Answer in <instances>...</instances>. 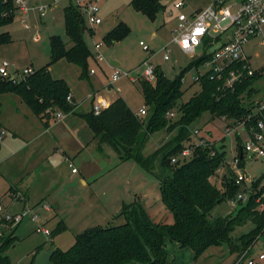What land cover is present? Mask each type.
Wrapping results in <instances>:
<instances>
[{
    "label": "trees",
    "instance_id": "obj_1",
    "mask_svg": "<svg viewBox=\"0 0 264 264\" xmlns=\"http://www.w3.org/2000/svg\"><path fill=\"white\" fill-rule=\"evenodd\" d=\"M165 0H133L131 6L136 11L145 15L152 21L156 20L159 13L165 10ZM4 14H8L4 16ZM14 2L0 0V29L15 20ZM65 33L71 40L72 46L66 48L59 36L50 38L51 64L65 59L69 64H74L81 69V79L88 77V59L93 56L85 42V34L93 30L87 26L86 16L73 4L64 9ZM86 33V32H85ZM129 34L128 27L120 23L104 41L113 44ZM12 42L9 32H0V46ZM94 57V56H93ZM212 55H204L192 61L186 70L174 79L165 76L159 66L155 69L156 83L141 81L142 95L146 103V118L142 119L133 113L123 97L112 102L109 107L96 116L90 110L87 113L76 111L77 104L68 101L71 89L67 82L55 79L51 75L50 65L38 69L33 75L21 82L0 77V96L14 94L23 100L31 112L39 117L46 125L54 119L56 112L66 115L71 113L80 116L90 130L99 146L109 145L121 156L123 161L134 160L148 173L153 174L155 169H160V194L162 202L173 215L172 224L155 223L146 211L143 204L134 202L123 204L119 216H125L126 223L122 226H100L78 234L75 242L68 250L59 246L52 256L55 264H168L166 251L168 239L171 243H178L181 248H190L194 259L202 256L212 246L230 244L232 252H243L252 249L257 240L264 236V174L247 187V175L243 183L236 184L237 176L229 175V181L223 190L213 182L218 170L225 166V145L218 147L213 141L205 137L209 145L198 146L193 137L192 124L202 118L205 113H210L212 120L222 119L232 125L242 124L248 135L252 130H259V121L264 122V111L256 114L252 108H258L259 90L255 83L261 78L260 72H255L250 77L243 78L234 87L228 88L226 81L227 70L220 79L207 72L201 75L197 83L200 91L188 101L183 102V76L187 70L199 69L208 63ZM245 60L229 69H242ZM249 65V64H248ZM213 78H215L213 80ZM0 104V153L3 125L1 123ZM169 111L176 112L177 116L168 119ZM164 131L170 136L167 141L157 149L154 154L145 157L143 151L146 143L154 133ZM239 143L240 168H244L245 153L242 152L243 144L240 137ZM190 145L192 155L185 162L173 163L171 159L178 157ZM242 152V153H241ZM232 169V168H231ZM245 175V174H244ZM252 190V191H251ZM239 193L248 194L246 203L238 201L237 210L231 215L221 216L211 220V212L223 202L237 200ZM4 219H1L0 226ZM255 224V228L248 234L238 238L239 243L232 241V233L239 226L247 223ZM20 225V224H19ZM16 225L9 228L8 233L2 234L0 243V264H13L8 252L20 241ZM67 226L62 220L51 232L50 245L53 239L67 231ZM42 245L36 249L35 256L42 251ZM32 260V262H33ZM31 262V263H32ZM33 264V263H32Z\"/></svg>",
    "mask_w": 264,
    "mask_h": 264
},
{
    "label": "rangeland",
    "instance_id": "obj_2",
    "mask_svg": "<svg viewBox=\"0 0 264 264\" xmlns=\"http://www.w3.org/2000/svg\"><path fill=\"white\" fill-rule=\"evenodd\" d=\"M36 1L48 6L52 4V0ZM132 1L101 0L99 2V16L102 18L103 23L93 29L94 34H91L88 30L85 31V42L93 56L97 54L94 46L101 44L100 53L103 58L101 61H96L93 56L88 59L89 71L88 77L85 79L80 78L81 69L74 64H69L65 59H60L51 64L50 38L52 36H59L67 49L72 46L71 40L65 33L64 9L70 4L69 0L62 1L57 6H49L46 18L43 19L44 22H41L42 20L36 17V13H32L28 17L30 29L25 28V23L22 22L20 16H16L11 24L1 28V33L9 32L12 35V42L8 45L0 46V64L6 61L11 75H14L17 71L21 72V70L30 66L37 71L50 65L52 77L68 83L71 92L80 103V109L77 111L79 113H87L91 103L90 97L96 92L97 97H105L106 101H115L123 97L132 112L139 114V108L143 107L147 110L144 96L142 95L141 81L132 82L128 78L122 77L118 82H113L112 76L116 71L120 70L122 73L130 72L135 77L142 71L143 63L151 58L152 63L159 66L167 78L174 79L180 76L192 61L213 53L215 47L202 46L197 49L195 55H191L183 52L179 46L172 43L173 29L177 24L175 19L167 14V9H172L175 0H165V10L160 12L154 21L133 9L131 6ZM186 2L190 10H196L207 7L212 0H186ZM120 23L128 27L129 34L116 43L106 44L104 38ZM87 26L89 27L88 23ZM140 42L150 48L152 51L151 56L140 46ZM167 46L170 49V60L164 62L162 58L163 49ZM244 50L245 56L249 58L250 67L262 75L255 83L256 89L260 91L258 100H261L264 98V33L251 39L244 47ZM112 62L118 65H114ZM91 70H94L95 74L91 75ZM206 70L207 66L203 64L199 69L192 68L185 72L183 76V102L188 101L195 93L200 91L197 81ZM12 99L20 101L19 106L28 108L23 100H20L14 94L2 95L0 96L2 107L1 121L6 120L8 117V112L14 105ZM252 110L255 114L258 112L257 108H252ZM140 118L145 119L146 116H140ZM191 127L201 129L203 136H208V139L217 144L218 147L225 145V160L227 164L221 167L215 177L212 178V182L223 190L229 181V175L232 170L231 165L236 160L235 158H239L240 149L237 137H240V142L244 146L250 140V135H248L245 126L236 123L232 125L231 122H226L219 118L212 120L210 113H205ZM227 129L231 130L230 134H227ZM169 138L170 136L164 131L154 133L146 143L143 155L148 157L154 154L164 141ZM96 144L99 145L98 142ZM96 151L103 163V168L109 169H105L102 176H100L101 178L98 179L99 182L96 181L97 183L93 186L92 184L89 187L85 186L81 180H78L81 174L72 175L71 169H68V164L62 163L63 168L60 175L64 183L60 185L59 192L67 194L74 186L73 189L76 196L63 205L60 219L66 220L68 230L53 239L56 246L61 247L63 250H68L74 244L76 236L90 229V227L100 226L107 228V226H122L126 223L125 216H119L120 214H117L115 207L109 204L108 197L101 195L103 191H108L110 194L122 198L126 204L136 201L140 202L147 208L146 211H148L155 223H173V215L164 206L159 190L160 179L158 175L160 174V169L157 168L153 174H150L134 160L123 161L121 156L107 144L102 145V149H96ZM75 164V167L80 168L81 173H83L81 164L78 161ZM241 172L247 175L246 185L251 187L253 182L264 174V156H252L251 158L246 154L244 168H241ZM233 174L235 175L234 172ZM262 186L264 189V182ZM1 189L0 205H2V210H4L3 205L8 204L9 199L3 198ZM97 191L100 192L96 196L94 192ZM243 203H246V201ZM122 204L121 208H123ZM20 206V204H15L13 207L10 206L7 211L4 210L5 213L3 212V215L23 212L25 208L20 210ZM236 210L237 205L233 206L231 201L223 202L214 208L209 218L214 220L221 216H228L236 212ZM38 213L40 214L39 225L53 231L57 226L58 220L55 218L48 223L49 225H46V220L45 222L42 221L48 214L43 209L38 211ZM3 215L0 210V222L1 217H4ZM21 224L17 235L22 242L16 243L14 248L9 250L8 255L13 264H30V252L38 245L50 246V237L42 232L38 233L36 230L34 232L32 227L36 228V224L29 217L25 218V221ZM13 226L11 224L1 225L0 232L3 234L8 233L9 228H14ZM254 228L255 224L250 222L244 226H239L231 235L232 241L241 245L238 238L243 234L252 232ZM166 243L169 253L168 264H238L240 253H242V250L232 252V246L224 243L222 246L208 248L196 260L192 249L178 247L175 254L173 245L178 243H171L168 239ZM261 251L264 252V236L257 240L250 250L249 257L255 258ZM174 256L176 257L174 258ZM241 264H246V261ZM261 264H264V262Z\"/></svg>",
    "mask_w": 264,
    "mask_h": 264
},
{
    "label": "built area",
    "instance_id": "obj_3",
    "mask_svg": "<svg viewBox=\"0 0 264 264\" xmlns=\"http://www.w3.org/2000/svg\"><path fill=\"white\" fill-rule=\"evenodd\" d=\"M14 2L15 17L20 16L22 22L25 23V28L30 29L28 17L32 13H36V17L43 20L46 18L47 10L49 6H57L62 1L68 0H52L51 5L44 3H33L31 0H12ZM101 0H69L70 4L78 7L84 16H86L87 23L90 29H94L96 26H100L103 22L100 15L99 2ZM167 14L175 19L177 26L173 29L172 43L179 48L191 55H195L197 49L202 46L205 47H215L213 53L207 54L212 55L211 60L206 63L207 70L204 72H212L220 79L223 72L227 70L228 79L226 81L228 88H233L237 82L245 77H250L254 75L255 71L248 65L244 64L242 69H229L230 66L238 64L239 62L245 61L244 58V47L247 43L255 37H258L264 33V0H212V2L207 6L199 9L190 10L186 0H175L172 9H167ZM8 14H4L6 16ZM14 17V18H15ZM140 46L151 56L152 51L149 47L145 46L143 42H140ZM95 49L97 51L94 59L96 61H101L103 56L100 53L101 44H96ZM163 61L168 62L170 60V49L165 47L163 49ZM143 69L138 73L137 76L133 77L130 72L122 73L120 70L112 76L113 82H118L119 79L128 78L132 82L145 80L149 83H156L155 69L157 65L152 63L151 58L147 59L143 63ZM36 72L34 68L28 67L24 70L17 71L14 75L9 72L8 63L4 61L0 64V77L2 79L12 80L16 83L21 82L28 76L33 75ZM91 74L95 71L91 70ZM203 74V75H204ZM215 78H213L214 80ZM68 101L71 103L73 101L72 95L68 96ZM256 105H258V111H264V98L257 100ZM109 102L105 99L98 100L94 103L92 107L93 114L96 116L101 115L102 111L109 107ZM138 116H145L146 110L142 108L138 112ZM59 119L64 118L62 112L56 113ZM177 116L176 112L169 111L168 119H173ZM242 125V124H240ZM243 126V125H242ZM257 126L259 130H252V135L250 140L246 145L243 146V152L249 157L264 156V122L259 121ZM230 129H227V134H230ZM202 132L199 129L193 130V137L196 140L198 146L209 145L208 140L202 137ZM192 155V149L190 145L179 154L178 157H173L171 161L177 163L178 161L185 162L187 158ZM232 163L231 168L237 176L236 184H242L246 178V175L241 172L240 159ZM69 162V160H68ZM70 167L73 172H77V168L69 162ZM248 199V194L239 193L237 200H232L231 204L233 206L237 205L238 201L245 202ZM45 210H51L50 205L47 202H41L39 207ZM2 211V207L0 206ZM29 217L36 224V232L44 233L51 236L50 230L43 228L39 225L40 214L35 208L26 207L23 212L17 214L4 215L3 224L4 225H16L21 224L25 221V218ZM1 228V226H0ZM3 233L0 232V237ZM250 250L243 251L240 253L238 264L246 261V264H261L264 262V253L258 254L257 257L252 258L250 256Z\"/></svg>",
    "mask_w": 264,
    "mask_h": 264
},
{
    "label": "crops",
    "instance_id": "obj_4",
    "mask_svg": "<svg viewBox=\"0 0 264 264\" xmlns=\"http://www.w3.org/2000/svg\"><path fill=\"white\" fill-rule=\"evenodd\" d=\"M32 2L34 4L39 3L36 0ZM41 22L44 21L42 20ZM244 58L249 66H251L250 61H248L249 58L245 56V50ZM114 65L118 64L115 63ZM71 95L77 104L76 111H78L80 103L72 92ZM17 98L19 97L17 96ZM90 98L91 103L88 111L92 110L98 98L99 100L105 99V97H97L96 92ZM108 102L111 104L114 101ZM12 103L14 105L12 104L13 106L8 112V117L6 120L1 121L3 130L1 132L0 188H2L3 198L9 199L8 204L3 205L4 210L7 211L10 206L13 207L15 204H20V210L30 207L41 211L37 207H39L41 202H47L51 210L43 209L48 215H46V218L42 222L46 220V225H49L48 223L56 218L58 220L57 225L63 220L67 226L66 220L60 219V214H62L63 205L72 200L76 195L74 194V186H72L71 191H68L67 194L59 192L60 185L64 183L60 175L63 168L62 163L68 164V169H71L72 175L81 174L78 180H81L85 186L89 187L90 184L93 186L101 178L100 176H102L105 169H107L103 168V163L96 151V149L101 150L102 145L96 144L98 141L94 139L93 131L90 130L89 126L78 115L73 113L66 115L63 113L66 116L59 119L56 112L54 119L46 125L29 108L19 106L20 101L17 99H12ZM142 108H139V110ZM68 160L74 166L78 161L81 164L83 173H81L80 168H77V172H73ZM99 192H94V195L97 196ZM101 195L108 197L109 204L115 207V211L119 215L122 209V198L114 196L108 191H103ZM123 204H126L125 201H123ZM4 210H2V215ZM41 214L44 215L43 212ZM21 225L16 227L17 233ZM35 229V227H32L34 232ZM40 246L42 245H38L30 252V264H32L36 249ZM52 246L58 247L54 243V245L45 246L44 248L49 249ZM178 247L181 246L179 244L173 245L175 254ZM166 251L168 253L167 248ZM260 253L264 252L261 251Z\"/></svg>",
    "mask_w": 264,
    "mask_h": 264
},
{
    "label": "water",
    "instance_id": "obj_5",
    "mask_svg": "<svg viewBox=\"0 0 264 264\" xmlns=\"http://www.w3.org/2000/svg\"><path fill=\"white\" fill-rule=\"evenodd\" d=\"M82 33L85 34L84 30H82ZM115 64V63H113ZM2 243H0V249L2 247ZM56 251V247L52 246L49 249L43 248L42 251H40L34 258L33 264H55L52 262V256ZM127 264H134V263H127Z\"/></svg>",
    "mask_w": 264,
    "mask_h": 264
}]
</instances>
